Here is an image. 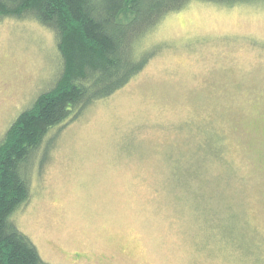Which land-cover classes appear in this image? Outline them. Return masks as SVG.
<instances>
[{
    "label": "rangeland",
    "instance_id": "obj_1",
    "mask_svg": "<svg viewBox=\"0 0 264 264\" xmlns=\"http://www.w3.org/2000/svg\"><path fill=\"white\" fill-rule=\"evenodd\" d=\"M115 94L47 139L16 225L50 264H264V8L193 2ZM62 68L0 22V140Z\"/></svg>",
    "mask_w": 264,
    "mask_h": 264
},
{
    "label": "trees",
    "instance_id": "obj_2",
    "mask_svg": "<svg viewBox=\"0 0 264 264\" xmlns=\"http://www.w3.org/2000/svg\"><path fill=\"white\" fill-rule=\"evenodd\" d=\"M193 2L264 8V0H0V22L33 20L55 34L62 64L53 87L0 140V264H50L15 221L31 199L45 142L140 74L157 55L145 39Z\"/></svg>",
    "mask_w": 264,
    "mask_h": 264
}]
</instances>
